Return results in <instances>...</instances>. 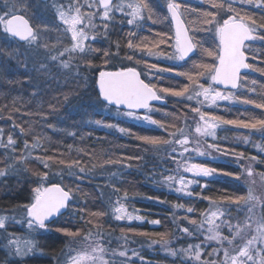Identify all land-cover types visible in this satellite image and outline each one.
<instances>
[{
  "label": "trees",
  "instance_id": "obj_1",
  "mask_svg": "<svg viewBox=\"0 0 264 264\" xmlns=\"http://www.w3.org/2000/svg\"><path fill=\"white\" fill-rule=\"evenodd\" d=\"M162 1L151 0L154 7L158 3L155 11L160 18L159 22L153 24L151 21H144L146 27L136 30L138 36H146L151 40L156 32L173 34L169 19H164L167 13L164 1ZM181 2L187 7L185 17L188 21H196L198 12L209 8V5L201 0H181ZM27 4L29 5V17L34 24L43 22L58 25L55 14L51 12V7L46 1L27 0ZM244 7L250 13L255 14L258 23L264 21V9ZM193 9L196 11L194 12ZM221 15L225 16L226 13H221ZM121 19L122 17L117 16V22L110 26L106 39L100 38V40L98 37L96 41L87 42L99 51L88 53L84 59H81L82 54L80 53H73L72 59H69L68 53L60 57V60L69 62L68 68L61 67L59 61L46 59L47 53L44 49H40L39 54L34 53L29 58L26 69L23 64L25 50L20 46L22 44L5 40L0 36V49L16 52V55L11 57L7 54H0V129L3 130V138L6 141L8 134L13 135L16 145L15 152L12 154L17 157L28 154L30 149H25V141L31 146L35 142L34 137L41 138V147L32 151V156L24 162L22 171L0 177V214L16 216L20 213L17 206L31 200L32 188L38 180L35 173L46 172L50 181L61 183L66 189H71L73 196L68 212L58 218L54 226L82 230L81 235L76 238L78 242L71 245L68 243L69 238L60 233H46L43 230L32 232L27 239L31 238L36 242L37 250L33 255L24 258V264H66V260L71 255H75L76 251L89 243L83 239L89 230L93 233V241L99 240L106 248L123 250L126 247L128 257L131 258L130 264H181L180 257L168 255L160 243H151L153 240H160L159 236H143L138 233H166L165 239L170 242L169 246L176 249L186 248L189 244L201 243L204 237L198 236L199 233L195 236H187L179 231L178 225L188 227L190 230L194 226L189 224L187 219H178V217L187 215L198 222L202 220V213L209 211L210 203L207 199H201V195L218 199L222 195L247 194L248 185L243 182V178L238 181L231 176L198 177L200 183L192 185L190 189L195 193L192 197L177 193L160 182L163 175L192 177L185 175L182 169L177 173V163L170 159L165 151H155L152 145L144 144L136 137L158 136L170 139L169 133L177 132V128H183L185 132H188L189 127L192 128V135L196 136L194 128L199 116L191 111V107L200 105H197L195 99L187 100L183 97L160 93L164 97L165 104L153 106V110L148 114L163 123L164 128L145 124L143 121L129 120L123 115H117L114 109L102 106L96 83L99 72L102 70L116 71L128 66L137 67L147 81H150L148 78L152 75L151 81L156 83L158 88L180 89L189 83L184 76L175 74L176 71L191 70L192 65L189 62L159 59L154 64L161 68H172L173 71L153 73L154 69L147 68L144 63L137 64L135 60H127L126 56L133 53V50L126 46L131 26L121 23ZM58 26L61 31L51 30L44 33L52 54L63 50L64 47H70L72 43L69 34L64 33L63 27ZM202 35L205 34L198 33V36ZM132 39L136 38L132 37ZM57 40L60 41L59 44ZM117 41L120 43L118 55L116 54ZM172 43L173 41L169 40L166 44H161L160 49H163L166 54H171L172 47L168 45ZM17 48H19L18 52ZM104 51H109L111 54L105 57ZM134 55L141 57L142 54L135 52ZM251 55L258 58H250L249 63L258 68H264V42H254ZM16 56H19V61ZM146 57L144 56L143 59L148 62L150 59ZM196 58L211 62L207 57L197 56ZM89 59L92 61L91 65L86 62ZM42 62L47 65L46 68L39 67ZM246 76L247 80L241 81L242 86L235 93L257 102H264V75L250 70ZM157 77L162 78L157 79ZM253 80L256 81L255 85L252 84ZM200 82L207 86L204 79ZM253 88L256 91H251ZM33 92L35 95L32 94ZM65 96L68 97L67 100ZM200 107L201 111L219 116L222 120L264 118V110L242 103L219 102L211 108ZM96 120L117 124L128 129L129 132L125 134L116 129L103 128L91 123ZM217 123L219 130L215 139L212 137H197V139L203 140L205 148L208 144H216L221 150L227 149L230 154L220 155L213 149H207L210 153L208 156L195 157L193 154L189 156L184 154L185 157L191 158L192 163H205L222 171L236 173L243 171L248 160L237 161L235 154L242 152L245 157L264 158V153H259L254 146L264 144V138L259 133L250 129ZM14 124L29 131L21 134L20 127H13ZM69 132L76 134L69 135ZM246 135L249 136L247 143L244 142ZM192 146L195 145L192 144ZM159 147L171 152L172 146L161 145ZM176 148L179 150L180 146L176 145ZM4 151L0 148V167L4 164ZM171 155L180 159L175 152H171ZM36 156H53L56 159L49 161L50 168H45L39 160L35 159ZM128 157H142V159L129 160ZM60 159L79 160L80 165L72 171L77 173L81 179L69 175V169L58 162ZM108 160L119 161V163H107ZM125 165H130V167ZM80 168L84 171L80 172ZM254 168L257 172L264 171V163L254 164ZM256 179L257 194H264V186L259 177ZM117 200L124 204L129 213L143 219H133L131 223L113 219L111 206ZM177 204H183L185 208L174 207ZM188 206L194 209L192 213H186L185 209ZM232 207L235 208V205ZM97 211H104L107 215L100 218L90 215ZM232 215L236 216L237 213L233 212ZM89 220L93 223H87ZM98 220L99 225L97 226ZM153 220H159L160 223L153 224L151 223ZM18 225L17 223L11 224L9 230L21 236L22 229ZM121 228L126 230L124 234L128 238L126 245L122 239ZM128 229L133 231L129 232ZM97 231L101 233L100 236L95 235ZM221 231L224 234L228 233L226 227ZM213 246H217L215 242H211L205 249L203 259L216 258L208 255ZM133 250L138 253L137 256L132 255ZM106 258L114 259L116 264H121V261L127 259L119 256L111 257V254ZM7 259L5 250L0 248V264H4Z\"/></svg>",
  "mask_w": 264,
  "mask_h": 264
},
{
  "label": "snow or ice",
  "instance_id": "obj_2",
  "mask_svg": "<svg viewBox=\"0 0 264 264\" xmlns=\"http://www.w3.org/2000/svg\"><path fill=\"white\" fill-rule=\"evenodd\" d=\"M209 5L208 10H200L196 21L185 19L187 7L181 0H164L167 15L164 19H170L174 28V33L156 32L151 40L146 36H138L137 29L144 28V21H151L155 24L159 22L151 0H65L60 3L59 0H51V7L55 10V17L63 25L62 31L70 33L71 46L64 47L63 50L52 54L49 44L46 42L45 32L56 30L61 31L58 25H49L46 23L34 24L29 17L27 0H0V36L5 40L22 42L25 50L24 67L27 69L28 60L32 54H39L40 49L47 53L46 59L59 61L61 67L68 68L69 62L60 60L65 53L72 59L73 53L82 54L84 59L88 53L97 52L99 49L92 47L88 41H95L98 36L107 38L110 26L117 22V13L122 19L121 23L131 26L128 32L129 39L126 46L133 50L126 56L127 60H135V63H144L146 67L155 69L157 72H170L172 68H161L156 64H149L143 59L144 56L164 58L174 61L189 62L192 69L189 71H176V75L184 76L188 84L180 89L169 87H157L156 83L142 79V73L135 67H123L116 71H100L98 85V96L102 106L107 108L112 106L117 115H123L137 121H144L147 124L157 125L164 128L165 125L155 120L149 115L153 110L152 101H162L164 99L160 93L183 97L187 100H196L197 105L212 107L217 105V101L228 100L234 103L252 105L253 107L264 110V102H257L254 99L245 98L231 90L241 88V81L247 80L245 70L258 71L264 75V68H258L249 63V59H257L255 55L250 56L254 42H264V21L257 22L255 14L250 13L244 6H250L258 9H264V0H201ZM239 5V7L237 6ZM47 7V5H46ZM183 9V10H182ZM215 9L216 11H212ZM195 12L196 10L193 9ZM221 13H226L222 16ZM220 17V19H217ZM99 21V23H97ZM198 33L205 35L198 36ZM132 37L136 39L133 40ZM158 38V39H157ZM169 44L174 51L166 54L160 49L161 44ZM60 41L57 40V44ZM55 47V46H53ZM117 55L119 54L120 43L116 42ZM155 49H160L156 51ZM19 48L16 49L18 52ZM135 52H140L141 57H136ZM0 54H7L10 57L15 56L16 52L8 49H0ZM111 53L104 51L103 55L108 57ZM197 56L210 58L211 62L197 59ZM19 61V56H16ZM91 65L92 61H86ZM107 63V61H105ZM41 69L46 68L45 63H40ZM162 77H157L160 79ZM201 79L207 82L201 83ZM11 83V81H10ZM255 85L256 81L253 80ZM222 85L228 91H222L215 87ZM191 89V91H190ZM251 91H256L255 88ZM35 95V92L32 93ZM187 94V95H186ZM202 97V99H200ZM68 97L65 96V100ZM191 107V111L198 114L199 120L195 122L194 132L192 128L185 132L183 128H177V132L169 133L170 139L158 136H137L144 144L152 145L155 151H165L170 159L177 163V173L182 169L185 173H191L192 178H186L183 175H163L160 181L163 185L173 189L184 196L192 197L195 193L190 190L194 184H199L198 177L231 176L235 180H241L248 185L247 194L222 195L218 199L201 195V199H207L210 208L207 213H202L203 219L199 222L185 215L178 219H187L188 223L193 225V229L177 226L179 231L187 236H195L197 233L204 235L201 243L189 244L186 248H172L170 242L165 239L166 233H138L139 235H157L160 240H153L151 243H160L161 247L172 257H180L181 264H264V194H257L255 185L257 177L264 186V171L257 172L254 164L264 163V158L258 159L257 156L245 157L244 153L235 154L237 161L247 159L248 163L244 166L242 172L230 173L222 171L215 167H210L205 163H192L190 157H185V153L194 152L199 156H208L207 149H213L220 155L230 154L227 149L221 150L216 144H208L207 148L203 146V140L197 137L216 138L215 129L218 123L232 125L237 128L250 129L259 133L264 138V118L252 117L249 120H222L219 116H214L204 111L201 107ZM144 109L143 116L138 114V110ZM30 115V113H28ZM37 115H43L36 113ZM11 119V117H9ZM46 119V116L44 117ZM97 126L109 129H116L121 133H128L129 130L120 127L117 124L105 123L101 120L92 121ZM175 127V125H172ZM20 127L21 134H26V130ZM179 133V135H177ZM69 135H75V132H69ZM3 130L0 129V148L4 149V164L0 167V177L11 173H18L23 170V164L31 156L32 151L41 147L40 137H34L35 142L29 146L25 141V149L29 150L27 155L19 157L13 155L15 152L16 140L12 134L7 135L4 140ZM249 141V136L244 137V142ZM194 144L195 146H191ZM161 145H171V152L177 153L180 159L171 155L167 149H161ZM176 145L180 146L178 150ZM259 153H264V144L254 145ZM45 168H50L49 161H54L53 156H36ZM127 159H142V157H128ZM60 164L69 169V175L81 177L72 171L73 168L80 165L79 160L65 161L60 159ZM107 163H119V161L108 160ZM130 167V165H125ZM84 169L80 168V172ZM38 177L36 185L32 188V197L30 202L17 206L21 216L0 214V248L5 250L7 260L4 264H24V258L34 254L37 250V244L33 239L18 237L15 233L9 231L10 223L26 225L30 232L43 230L44 232L60 233L69 238V245L77 243V237L81 235V229L72 230L70 228L54 226L57 217L64 215V210L69 208V201L73 199L71 189H66L61 183H54L49 180L48 173H35ZM115 175V173L113 174ZM176 185L175 187H173ZM118 191V189H117ZM126 195V194H125ZM235 205V208L232 206ZM176 208H185L183 204L174 205ZM111 216L117 221L133 219L142 220L140 216H135L127 211L124 204L117 200L111 206ZM186 213H192L194 209L191 206L186 207ZM237 213L233 216L232 213ZM92 217L100 218L107 215L104 211L90 213ZM223 218V219H221ZM83 219V217H81ZM219 221V223H217ZM87 223H93L89 220ZM153 224H159V220L151 221ZM99 220L97 221V226ZM207 225V227H205ZM226 227L228 233L224 234L221 229ZM127 231H133L128 229ZM125 229L121 228L122 239L125 245L128 238L124 235ZM206 233V234H205ZM96 236L101 233L97 231ZM93 233L89 230L83 237L89 243L75 255H71L66 264H116L111 257L127 258L121 261V264H130L131 258L128 257V249L114 250L106 248L99 240L93 241ZM211 242L215 245L211 248L209 256H215V259H203L205 249ZM222 254V258H221ZM133 256L138 253L133 250Z\"/></svg>",
  "mask_w": 264,
  "mask_h": 264
},
{
  "label": "rangeland",
  "instance_id": "obj_3",
  "mask_svg": "<svg viewBox=\"0 0 264 264\" xmlns=\"http://www.w3.org/2000/svg\"><path fill=\"white\" fill-rule=\"evenodd\" d=\"M162 0H160V2H161ZM164 1V0H163ZM162 1V2H163ZM48 4H49V6L51 7V0H48V1H46ZM59 2L60 3H63V2H65V0H59ZM51 12L53 11V13L55 14V10L51 7ZM117 16H119L120 14L119 13H117L116 14ZM56 18V17H55ZM56 21H57V24L58 25H60V23H59V20L58 19H56ZM99 21H97V23H98ZM61 27H64L63 25H60ZM69 34V36H70V33H68ZM99 37V39L101 38V39H103L104 37L101 35V36H98ZM98 37H97V39H98ZM100 39V40H101ZM96 41V40H95ZM147 59H150V60H148V62H150V64H153L155 61H157V60H159V59H156L155 57H146ZM145 58V59H146ZM160 59H164V58H160ZM139 66H142V65H139ZM142 67H144V66H142ZM144 68H146V67H144ZM148 68V67H147ZM146 68V69H147ZM102 71H106V70H102ZM156 72V70L154 69V71H153V73H155ZM152 75H149V80H152ZM98 79V78H97ZM98 81V80H97ZM200 99H202V97L200 98ZM219 102H223V103H232L231 101H228V100H220V101H217V103H219ZM204 107H206V106H204ZM207 108H211V107H207ZM127 119H129V120H134V119H131V118H129V117H127ZM199 119V118H198ZM137 121V120H136ZM144 122V121H143ZM145 124H147L146 122H144ZM219 126V125H218ZM218 130H219V127H217L216 129H215V131H216V133L218 132ZM210 137V136H209ZM205 138V137H204ZM192 146V145H191ZM186 155H195V157L197 156H199V155H197L196 153H194V152H191V153H185ZM199 157H202V156H199ZM184 174L185 175H187L188 177H191V173H185L184 172ZM20 216H21V213H18L17 215H16V217H17V219H19L20 218ZM124 221H127V222H129L128 220H121V222H124ZM131 222H133V220L132 221H130V223ZM14 224H16L15 222H13ZM13 223H11V224H13ZM217 223H219V221H217ZM11 224H10V226H11ZM20 225V229H22V235L21 236H18V234H16L18 237H21V238H25V239H27L28 238V235H30L32 232H30L28 229H27V227H26V225H22V224H19ZM18 225V226H19ZM10 228V227H9ZM10 231V230H9ZM35 232V231H34ZM14 233V232H13ZM206 234V233H205ZM200 234H198V236H199ZM27 236V237H26ZM201 236H203L204 237V235H201ZM193 238V237H192ZM29 239H31V238H29ZM194 239V238H193ZM34 253H36V251L34 252ZM30 255H33V254H30ZM29 255V256H30Z\"/></svg>",
  "mask_w": 264,
  "mask_h": 264
},
{
  "label": "water",
  "instance_id": "obj_4",
  "mask_svg": "<svg viewBox=\"0 0 264 264\" xmlns=\"http://www.w3.org/2000/svg\"><path fill=\"white\" fill-rule=\"evenodd\" d=\"M17 42H18V41H17ZM18 43L22 44V42H18ZM249 72H250V70H245V74H248ZM216 86H217V88H219L220 90H226V91H228L227 89H224L222 85H216ZM97 89H98V85H97ZM237 90H238V89H236V90H231V91H237ZM98 91H99V89H98ZM151 103H152V106H154V105H164L165 100H162V101H152ZM109 107L113 108L112 106H109ZM143 112H145L144 109H140V110H138V113H143ZM71 202H72V200L69 201V206H70ZM68 209H69V208H67V209L64 210V215L68 212ZM60 217H61V216H60ZM60 217H57L56 220H57L58 218H60ZM56 220H55V221H56Z\"/></svg>",
  "mask_w": 264,
  "mask_h": 264
},
{
  "label": "flooded vegetation",
  "instance_id": "obj_5",
  "mask_svg": "<svg viewBox=\"0 0 264 264\" xmlns=\"http://www.w3.org/2000/svg\"><path fill=\"white\" fill-rule=\"evenodd\" d=\"M120 16V15H119ZM185 19H186V17H185ZM169 21H170V19H169ZM170 25H171V28H172V31H173V33H174V28H173V26H172V24H171V22H170ZM174 51V49L172 48V52ZM179 62H182V63H186V62H183V61H179ZM138 71H140L141 72V70H139L137 67H135ZM142 73V72H141ZM142 77L144 78V76H143V74H142ZM144 80L147 82V80L144 78Z\"/></svg>",
  "mask_w": 264,
  "mask_h": 264
}]
</instances>
